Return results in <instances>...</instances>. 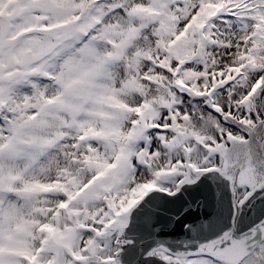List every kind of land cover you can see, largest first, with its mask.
I'll return each instance as SVG.
<instances>
[{"label": "snow or ice", "instance_id": "6c2138e0", "mask_svg": "<svg viewBox=\"0 0 264 264\" xmlns=\"http://www.w3.org/2000/svg\"><path fill=\"white\" fill-rule=\"evenodd\" d=\"M0 264H264V0H0Z\"/></svg>", "mask_w": 264, "mask_h": 264}]
</instances>
